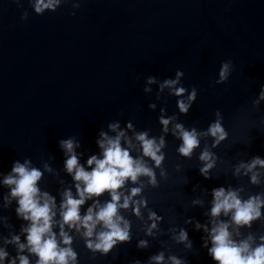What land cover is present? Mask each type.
Segmentation results:
<instances>
[{
	"label": "water",
	"instance_id": "95a60500",
	"mask_svg": "<svg viewBox=\"0 0 264 264\" xmlns=\"http://www.w3.org/2000/svg\"><path fill=\"white\" fill-rule=\"evenodd\" d=\"M80 2L75 16L70 15L71 0L55 13L40 16L28 8L27 0H22L23 8L13 0H0V172L9 171L15 159L30 157L36 167L47 161L54 171L46 172L39 186L55 195L62 190L61 179L64 186L71 182L63 168L60 138L77 136L87 155L97 151L100 128L115 119L122 126L132 120L137 130L159 136V108L175 113L176 98L165 93L156 101L157 109L149 110L148 104L156 100L155 86L152 94L144 93L145 77H174L181 69L185 86L195 85L199 95L180 121L203 129L219 108L230 132L229 139L215 150L222 162L213 170V179L205 180L198 172L200 149L191 159L179 157L175 151L179 141L169 134L165 166L172 176L158 189H145L150 206L165 217L161 232L155 238L145 237L142 222L129 209L123 215L133 224L131 243L107 257H93L79 236L73 248L80 264H129L134 257L147 264L148 257L160 250L188 264H212L206 249L200 247L203 233L184 224L188 217L207 222L204 213L210 208L211 194L206 189L231 185L243 189V199L264 193V177L260 184H253L250 176L233 175L231 168L251 155L264 156V125L259 123L264 103L259 112L251 107L264 83V0ZM25 8L30 15L22 21ZM227 59L235 66L229 81L210 87L220 62ZM245 111L249 114L241 119ZM205 142L210 143V138L201 141V148ZM176 163L182 164V173H175ZM6 191L0 186V217L7 216L15 227L6 229L0 223V237L11 230L18 232L22 223L16 218L15 202L3 208ZM107 198L105 193L101 199ZM194 198L202 199L203 205L192 206ZM175 224L188 229L191 250L171 238L167 229ZM241 231L264 234V218ZM141 238L150 241L147 249H137Z\"/></svg>",
	"mask_w": 264,
	"mask_h": 264
},
{
	"label": "clouds",
	"instance_id": "9594fccd",
	"mask_svg": "<svg viewBox=\"0 0 264 264\" xmlns=\"http://www.w3.org/2000/svg\"><path fill=\"white\" fill-rule=\"evenodd\" d=\"M13 2L23 8L22 0ZM68 2L27 0L28 8L40 16L55 13ZM71 7L70 15L75 16L81 7L80 0H71ZM28 8L21 13L22 21L29 18ZM234 70L231 59L222 60L210 87L227 83ZM184 75L183 70L177 69L174 77H145L144 93L152 94L155 86L156 100L148 104L149 110L157 109L156 101L165 93L176 98L175 113L169 114L167 107L159 108V136L150 135L147 129L137 130L132 120L125 121L122 126L121 120L115 119L100 128L95 138L97 151L87 152V155L77 136L60 138L58 147L64 157L63 168L71 182L64 186L61 179L62 190L57 194L39 186L44 174L54 171L47 161L43 167H36L30 157L15 159L9 171L0 172V186L7 189L2 206L8 209L15 202L16 218L22 221L18 232L11 230L0 237V264H80L79 254L73 248L77 236L83 239L93 257L97 254L107 257L114 249L133 240L132 221L123 215L129 209L131 215L142 222L144 236L155 238L161 232L165 217L150 206L145 189H158L172 176L165 166L169 134L179 141L175 147L179 157L191 159L195 150L200 149L198 172L205 180L213 179V170L222 162L215 150L229 139L230 132L219 108L206 128L189 127L180 121V116L190 112L199 95L195 85L185 86ZM262 103L264 83L259 85L251 107L259 112ZM248 114L245 111L240 118L245 119ZM259 123L264 125V116L259 117ZM207 138L210 143L205 142L201 148V141ZM231 168L233 175L250 176L251 183L260 184L264 177V156L251 155L231 164ZM174 171L182 173V164L176 163ZM181 178L184 183L188 182L186 176ZM129 183L136 186L128 187ZM206 191L211 194L210 208L204 213L207 222L188 217L184 224L194 225L195 231L203 233L200 247L206 249L212 264H264V234L249 231L244 235L241 231L251 229L254 221L264 218V193L243 199V189L231 185L215 186ZM105 193L108 198L101 199ZM191 204L202 206L203 200L194 198ZM0 223L6 229L15 227L7 216L0 217ZM167 231L176 243L189 250L193 248L186 227L175 224ZM149 246L148 239L137 240V249ZM129 264L144 262L134 257ZM147 264H188V261L175 254L166 256L165 251L160 250L148 257Z\"/></svg>",
	"mask_w": 264,
	"mask_h": 264
}]
</instances>
